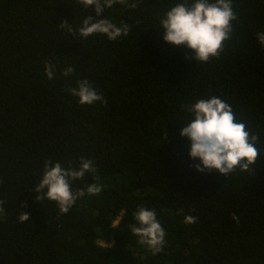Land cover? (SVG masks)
<instances>
[{"label":"trees","instance_id":"obj_1","mask_svg":"<svg viewBox=\"0 0 264 264\" xmlns=\"http://www.w3.org/2000/svg\"><path fill=\"white\" fill-rule=\"evenodd\" d=\"M182 2L116 4L97 17L78 0H0V264H264V0H232L231 39L207 63L163 39L160 19ZM89 15L127 24L129 34L112 41L60 28L67 21L75 32ZM83 79L106 104L70 94ZM212 96L259 134L249 171L194 167L182 106ZM81 157L97 172L71 185L85 195L70 211L37 201L45 162L78 168ZM92 183L102 191L88 195ZM141 206L165 230L156 255L130 228ZM188 215L196 222L185 223Z\"/></svg>","mask_w":264,"mask_h":264},{"label":"clouds","instance_id":"obj_2","mask_svg":"<svg viewBox=\"0 0 264 264\" xmlns=\"http://www.w3.org/2000/svg\"><path fill=\"white\" fill-rule=\"evenodd\" d=\"M87 8L95 9L99 17L105 8L111 9L119 4L129 9L138 7L140 0H78ZM89 15L83 19V27H76L75 32L67 21L62 22L60 28H66L68 32L87 38L93 34L106 35L109 40L115 41L122 36H127L130 26L121 24L117 26L110 19H97ZM238 19L233 10L232 0H183L170 10L166 11L160 19L165 42L193 50L194 55L187 57L197 63H207L213 57H219L224 51V42L231 39L233 32L232 21ZM260 45L264 46V32L257 33ZM74 68L67 67L63 75H71ZM45 73L49 79L53 78L54 65L45 64ZM71 95L79 98L81 105H92L100 101L107 103L98 94L97 90L87 79L77 81V87L68 89ZM189 114L187 126L180 133L187 137L191 143L190 156L197 158L200 164L194 165L197 171L217 172L226 177L236 169L249 171L258 159L259 152L256 143L259 134H252L246 130L243 122H236L231 106L220 97L212 96L210 99H199L195 103L182 106ZM93 161L84 157L80 158L79 167L63 168L59 162L53 164L46 161L41 181L35 186L37 201H54L59 212L66 214L70 211L79 197L85 195V190L73 191L71 185L86 174L97 172ZM87 194L95 195L102 191L101 186L92 183L87 186ZM5 201L0 199V216H6L3 205ZM18 212L19 222L29 221V214L22 209ZM182 211V210H181ZM137 224L130 225L131 231L138 236L139 243L145 244L153 255L160 253L165 244V230L157 219L154 209L139 207L134 214ZM232 219L239 223V217L233 215ZM197 217L188 215L184 221L193 224Z\"/></svg>","mask_w":264,"mask_h":264}]
</instances>
